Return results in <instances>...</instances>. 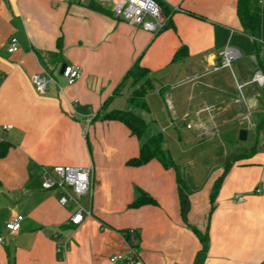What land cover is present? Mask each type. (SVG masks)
Here are the masks:
<instances>
[{
    "label": "crops",
    "instance_id": "obj_1",
    "mask_svg": "<svg viewBox=\"0 0 264 264\" xmlns=\"http://www.w3.org/2000/svg\"><path fill=\"white\" fill-rule=\"evenodd\" d=\"M92 1L0 0V146L8 147L0 157V264H112L110 257L126 250L119 233L129 229L139 236L137 264H264V131H256L264 120V86L255 83L264 75V0H257L262 26L255 37L240 22L239 0H158L168 25L157 35L117 18L110 6L102 5L108 13L92 9ZM232 31L237 47L248 42L253 48L252 66L241 64L233 74L237 89L247 91L244 103L225 83L229 68L214 71ZM13 37L20 50L9 54ZM183 48L187 56L176 60ZM137 62L154 83L148 113L138 110L146 137L191 125L200 140L217 130L228 134L237 123L257 135L256 153L236 161L240 154L230 151L209 171L199 155L174 156V138L164 135L165 149L185 168L186 220L177 170L157 159L130 166L140 140L125 124L103 119L131 109L130 84L120 95L115 91ZM63 65H77L82 79L69 86L57 74L38 94L31 77L49 73L48 67L60 73ZM57 166L94 168L92 192L80 200L91 215L79 227L69 222L74 207L41 188L40 172ZM142 192L155 204L133 207ZM239 194L242 203L235 201ZM17 216L21 229L7 231ZM58 241L66 244L61 255Z\"/></svg>",
    "mask_w": 264,
    "mask_h": 264
},
{
    "label": "built area",
    "instance_id": "obj_2",
    "mask_svg": "<svg viewBox=\"0 0 264 264\" xmlns=\"http://www.w3.org/2000/svg\"><path fill=\"white\" fill-rule=\"evenodd\" d=\"M96 2L104 6L109 5L117 18L138 26L153 35L159 34L168 25V17L156 0H96ZM234 34V31L230 33L226 47L219 54L220 64L214 68V71L231 68L232 63L242 56L237 48L232 47ZM19 50V40L15 37L11 38L8 43V53L16 54ZM62 77L65 79L67 85L72 86L82 79L83 72L77 65H66ZM31 81L38 94L44 95L48 90L49 84L54 79L47 72H42L34 74L31 77ZM255 83L264 86V75L258 74L255 78ZM209 110L210 108L207 109V111ZM187 128L191 129L192 126L188 125ZM5 129L10 130L11 127L7 126ZM93 173V167L74 168L57 166L43 169L39 174L43 190L57 191L59 193V203L63 207H74V211L69 218L70 224L74 227H79L84 222L85 217L91 215L81 205L80 200L92 192ZM235 201L242 203L244 202V197L240 194L236 195ZM22 221L23 217L17 216L5 224V229L9 232L17 233L21 229ZM119 235L126 244V250L112 255L109 259L110 262L112 264H137L140 260V247L138 245L139 236L136 230H125L120 232ZM3 241V238L0 237V243H3ZM65 251L66 244L58 241V254L61 255Z\"/></svg>",
    "mask_w": 264,
    "mask_h": 264
},
{
    "label": "trees",
    "instance_id": "obj_3",
    "mask_svg": "<svg viewBox=\"0 0 264 264\" xmlns=\"http://www.w3.org/2000/svg\"><path fill=\"white\" fill-rule=\"evenodd\" d=\"M165 12L163 4L156 0ZM91 8L101 12L108 13V11L95 0L91 2ZM166 14V12H165ZM168 17V15L166 14ZM238 16L244 29L249 32L253 37L258 35L261 31L262 26V13L261 8L258 5L257 0H239L238 2ZM58 51L62 50L63 44L62 40L58 41ZM41 58V56L38 54ZM187 56L186 48L181 49L176 54V60ZM130 84L132 93L128 99L129 104L132 109H139L148 113L149 109L147 107L146 98L150 91L154 88L153 79L151 73L148 69L142 67L139 62H137L125 75L120 85L115 91V95H120L124 87ZM114 110L107 113L103 119L109 121H118L125 124L132 132L133 135L138 137L141 142L140 155L129 162L130 166L138 167L149 163L150 161L157 159L159 160L165 168H174L178 172V184H179V199L180 208L183 219H187L188 213L190 211V199L189 193L184 185V181L178 167L171 153L165 149V137L162 133H158L146 139L147 133V122L146 118L134 110ZM257 133L260 134L264 131V120H261L257 124ZM8 152V147L0 146V157H4ZM249 152V153H248ZM247 153H241L236 161H241L244 157H250L257 152V147L252 148ZM231 164L225 169L223 176L216 182L214 192L212 195L213 200L216 197L217 191L220 188L225 176L228 173V169ZM144 204H155V201L149 197L146 193H140L139 198L132 205L133 207H140Z\"/></svg>",
    "mask_w": 264,
    "mask_h": 264
},
{
    "label": "rangeland",
    "instance_id": "obj_4",
    "mask_svg": "<svg viewBox=\"0 0 264 264\" xmlns=\"http://www.w3.org/2000/svg\"><path fill=\"white\" fill-rule=\"evenodd\" d=\"M105 6H109V5H105ZM246 44L242 42L237 47V45L235 44V39L232 41V47L236 46V48L241 52L242 56L239 59L235 60L232 63L231 68L228 69L231 77L227 78L225 82L228 84L229 86L228 88H230V91L232 92L234 97L235 96L238 97L242 101V103L245 102L244 99L246 97L245 94L247 91L246 90L242 91L241 89H237V82L238 83L240 82L237 78H234L233 74L236 75V70L239 68L241 64H243V66H248L250 68L252 66V62H254L250 55L251 51H253V48L251 47L250 43L247 42ZM48 69H49L48 74L53 79H55L54 76L58 77L57 74H60L59 71L58 73L52 72V74H50L51 73L50 67H48ZM52 83H54V81ZM116 100H117L116 103H118L120 107H122L121 106L122 99L117 98ZM132 110L141 114L138 111L139 109H132ZM245 112H246V109H245ZM161 128L159 127L158 129H161ZM233 128L234 129L228 134H224L223 130H217V132H215L216 135L210 136V137L205 136L200 140L194 139V135H195L194 133H196L197 131L195 129L194 130L188 129L187 126H185L184 129L168 128V130H166L168 131L166 132L167 134L164 133V135L167 137L168 135L172 134L174 138V141H175L173 142V144L175 143L174 150L171 152L174 156L184 155V153H189L190 155H199V157L202 158V162L200 161V164L203 166V169L209 171L212 167L214 160L219 157H223L225 153L232 151L233 153L238 152L239 154H241V153H244L245 150L249 151L250 148H252L255 145L256 140H257L256 132H254L253 130H250L247 124L244 126V125H240V123H237ZM245 128H248L247 129L249 133L248 138H247L248 140L242 142L239 139V134H240V131ZM217 133H219V135ZM146 139H149V137H146ZM189 139L190 140L194 139L195 141L192 140L191 142L192 144L188 145L187 147L184 144ZM176 163L181 165V167L180 168L178 167V169L182 175V178L184 179L183 171H185V168L182 166L183 162L177 161ZM83 202H86V200L83 199L81 203Z\"/></svg>",
    "mask_w": 264,
    "mask_h": 264
},
{
    "label": "water",
    "instance_id": "obj_5",
    "mask_svg": "<svg viewBox=\"0 0 264 264\" xmlns=\"http://www.w3.org/2000/svg\"><path fill=\"white\" fill-rule=\"evenodd\" d=\"M65 66H66V65H63L62 68H61V71H60V74H61V75H62L63 72H64ZM247 138H248V130H246V129H242V130L240 131V134H239V139H240V141H242V142L247 141Z\"/></svg>",
    "mask_w": 264,
    "mask_h": 264
}]
</instances>
